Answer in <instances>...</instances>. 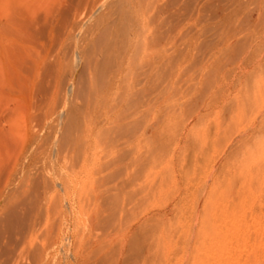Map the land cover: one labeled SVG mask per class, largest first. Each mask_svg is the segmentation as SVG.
Segmentation results:
<instances>
[{
    "label": "rangeland",
    "instance_id": "obj_1",
    "mask_svg": "<svg viewBox=\"0 0 264 264\" xmlns=\"http://www.w3.org/2000/svg\"><path fill=\"white\" fill-rule=\"evenodd\" d=\"M0 264H264V0H0Z\"/></svg>",
    "mask_w": 264,
    "mask_h": 264
},
{
    "label": "bare ground",
    "instance_id": "obj_2",
    "mask_svg": "<svg viewBox=\"0 0 264 264\" xmlns=\"http://www.w3.org/2000/svg\"><path fill=\"white\" fill-rule=\"evenodd\" d=\"M143 43H145V40L142 41ZM146 44V43H145ZM160 250V249H159Z\"/></svg>",
    "mask_w": 264,
    "mask_h": 264
}]
</instances>
